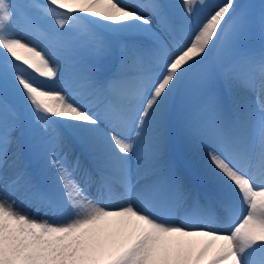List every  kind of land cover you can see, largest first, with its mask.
Masks as SVG:
<instances>
[{
  "label": "snow or ice",
  "instance_id": "1",
  "mask_svg": "<svg viewBox=\"0 0 264 264\" xmlns=\"http://www.w3.org/2000/svg\"><path fill=\"white\" fill-rule=\"evenodd\" d=\"M253 7L237 0H0V264H264V3L259 52L241 47L256 24ZM32 9L55 27L43 30ZM67 29L91 34L98 56L108 51L99 33L119 38L116 71L99 79L79 66L82 44ZM208 65L214 90L186 117L203 146L209 191L201 202L169 158V126L181 86ZM236 89L256 92L258 110L236 98ZM80 96L91 99L80 103ZM25 129L41 161L40 182L23 163ZM67 138L87 166L79 156L69 161ZM23 202L44 217L23 212Z\"/></svg>",
  "mask_w": 264,
  "mask_h": 264
},
{
  "label": "rangeland",
  "instance_id": "2",
  "mask_svg": "<svg viewBox=\"0 0 264 264\" xmlns=\"http://www.w3.org/2000/svg\"><path fill=\"white\" fill-rule=\"evenodd\" d=\"M16 4H25L29 0H12ZM44 2V0H41ZM142 3H161L168 4L170 0H140ZM212 3H218L220 0H210ZM239 4H250L253 5V16L256 21L255 27L252 30V33L248 40L241 43V47L247 49L251 52H259L262 41L259 34V14H260V5L264 3V0H237ZM29 13L37 19V22L43 30H51L55 27V22L50 17H42L36 10H28ZM145 17H149L152 20L153 28L156 29V17L150 16V13L145 11L141 13ZM175 23V21H173ZM14 27L17 33L24 37L23 25L21 21L17 18L14 20ZM159 31V29H156ZM68 35L76 36L77 39L81 42L82 46L78 49V58L79 66H82L86 69H91V74L94 77L99 79H104L113 74L120 61V52H121V43L122 41L119 38L109 36L107 34L99 33L104 37V42L108 48V51L101 55H96L94 52L95 40L93 36L89 33H81L78 30L67 29ZM163 35V33H161ZM33 39L37 42L38 47H43L47 41L44 40L40 31H34ZM167 39V37H165ZM27 42V41H26ZM221 57H227L226 53H222ZM56 63L55 61H52ZM227 63V59H225ZM67 70V65L62 64L61 74H64ZM211 65L206 66L203 70H199L197 73H194L189 78L186 79L184 84L181 86L180 92L178 93L176 99L170 108V126H169V146L174 150L173 153L176 155L179 162V132L189 130L187 125L186 117L199 109V105L202 101L205 100L206 96L212 92L214 89L210 86L208 80L206 79L207 73L211 72ZM35 75V74H33ZM91 97L80 96L77 97V102L86 103ZM22 111V109H21ZM179 111L182 112V118L179 121ZM21 128L24 129L25 126L21 122ZM26 135L21 137V145L23 150V163L27 165L28 171L32 173L33 179L37 182H40L41 177L38 174V169L40 168L41 161L35 154L34 150L30 146V141L27 137V130L25 129ZM17 137H20V132L14 134ZM73 143L70 138H67L65 145L63 147V152H69V145ZM15 151V145L9 152V163H11L12 153ZM86 155V154H85ZM184 167L188 169V162L185 160L183 163ZM8 174L11 175V169H8ZM77 177V175H76ZM81 185L83 183L78 179ZM2 182H0V187H2ZM89 194H92V191L89 189ZM8 195L12 199H21L20 193L9 192ZM95 198L96 195H90ZM18 207L29 215H35L38 219L44 217L43 209L37 210L34 204H29L28 202L18 203ZM45 218H51L49 215Z\"/></svg>",
  "mask_w": 264,
  "mask_h": 264
},
{
  "label": "bare ground",
  "instance_id": "3",
  "mask_svg": "<svg viewBox=\"0 0 264 264\" xmlns=\"http://www.w3.org/2000/svg\"><path fill=\"white\" fill-rule=\"evenodd\" d=\"M234 95L236 98H243V100L252 106L253 110H258L259 100L257 94L254 91L247 89H236ZM203 103V101H202ZM201 103V104H202ZM199 105V108L201 106ZM225 107L226 114L229 118H234L236 114V105L229 95H225ZM182 118V112L179 111V121ZM71 151H67L69 161L79 156L84 164L87 166V158L85 154H82V149L79 145L74 142L70 144ZM173 149L169 146V158L177 173L183 178L186 187H189L194 193H198L201 196V202H203V196L205 192L209 191L208 178L204 172V152L203 146L200 143V137L197 133L189 128L186 131L179 132V162L176 155L173 153ZM188 162V169L183 165L184 161ZM133 169H135V158L132 159ZM78 179L84 182L83 173L77 172ZM79 181V180H78ZM89 189L92 191L90 195H97L95 185H91ZM115 191H120L119 187L116 186ZM107 200V195L104 197ZM219 231H226L224 221H220L217 224Z\"/></svg>",
  "mask_w": 264,
  "mask_h": 264
}]
</instances>
